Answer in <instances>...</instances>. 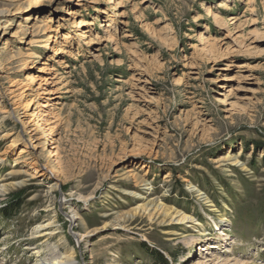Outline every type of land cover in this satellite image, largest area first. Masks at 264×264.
Segmentation results:
<instances>
[{
  "label": "rangeland",
  "instance_id": "rangeland-1",
  "mask_svg": "<svg viewBox=\"0 0 264 264\" xmlns=\"http://www.w3.org/2000/svg\"><path fill=\"white\" fill-rule=\"evenodd\" d=\"M51 250L264 264V0H0V264Z\"/></svg>",
  "mask_w": 264,
  "mask_h": 264
},
{
  "label": "bare ground",
  "instance_id": "bare-ground-1",
  "mask_svg": "<svg viewBox=\"0 0 264 264\" xmlns=\"http://www.w3.org/2000/svg\"><path fill=\"white\" fill-rule=\"evenodd\" d=\"M226 5V2H221L220 3V6H225ZM219 19V18H218ZM216 19V20H218ZM79 26H83L85 25V22L84 21H79L78 24ZM103 25V24H102ZM107 25V24H105ZM83 34V33H82ZM51 37V36H50ZM49 37V38H50ZM65 38H67V36H64ZM48 43V42H47ZM48 48H50V44L48 43L47 44ZM54 53L55 54H60V53H67V50H65V48H62V47H58L54 50ZM45 64V63H44ZM43 65H40L38 66L39 68L36 70L37 72H41V71H45V67H42ZM43 76H40V74L36 75V76H31L30 80H31V83L35 80V79H40L42 78ZM48 80H50V78H47L45 77L44 79H42L41 82H39L38 86L36 87V91L40 90V89H44V93H48L50 95H53L55 93V91L51 90L49 87L45 86V85H50L48 83H51L52 82H48ZM13 87L10 88V92L14 94V96L17 98L16 100H18V102L15 103L14 106H11L10 108L7 109V116H10V115H15V117L19 120V123H21L22 125V131H23V134H25V136H27V144H29V146H31L33 149H36L40 146V143L37 141L38 138H34L35 134H36V128H31L30 127V121L27 120L28 116L30 115L28 113L29 109H31V101H29V99H27V93H26V90L27 89H32L30 88V86L26 87V89L21 86V83L19 82H13L12 83ZM33 87V86H32ZM14 88V89H13ZM24 88V89H23ZM23 89V90H21ZM50 89V90H49ZM18 90H21L20 92H18ZM42 93V92H41ZM14 98V97H13ZM57 96H53V97H48V99H51V100H54L56 99ZM15 100V99H14ZM31 100H35V97H33ZM58 101V100H57ZM58 103V102H57ZM49 105L48 103H43L42 106H47ZM24 109L25 111H23L22 113L19 112L20 109ZM33 116L37 115V114H32ZM36 117V116H35ZM35 131V132H34ZM17 139H14L12 144L11 145H15L17 143ZM54 142V140L51 139V143ZM25 148V147H23ZM25 149H22L21 150V153H24ZM56 157V153L54 152V150H51V153L50 155L48 156L49 159H52ZM47 171L48 169L46 168V166H43ZM50 172L53 174V176H56L55 175V172L56 170L54 169H51ZM64 198V197H63ZM66 201V199L64 200ZM60 202H62L60 200ZM163 211H166V209ZM166 214L167 215H174L173 212H167L166 211ZM177 217V216H181L180 219L182 220V223L184 222H188L190 221V216L186 215V214H179V215H174V217ZM67 217L69 219V221L72 223V225H77L76 224V221L77 219L79 218V215H77V212H72L71 214H67ZM173 219V218H172ZM201 224L200 221H198V225ZM42 226H38V229L39 230ZM43 229V228H41ZM71 233L73 234L75 240L77 243L83 241L85 239V234L79 232V231H75L74 228L71 227ZM49 232L48 231H44L43 233H41L40 235H45V234H48ZM223 239V238H222ZM207 243H204L201 247V249L204 251V250H207V249H212L215 247L214 244H211V245H208L206 246ZM49 256H45V257H42V258H39L37 263L36 264H78L71 256L69 255H63V254H58L56 252V250H51L50 253H48ZM215 258H207L206 257V260H211L213 261Z\"/></svg>",
  "mask_w": 264,
  "mask_h": 264
},
{
  "label": "water",
  "instance_id": "water-1",
  "mask_svg": "<svg viewBox=\"0 0 264 264\" xmlns=\"http://www.w3.org/2000/svg\"><path fill=\"white\" fill-rule=\"evenodd\" d=\"M60 204H61V202H60ZM71 235L73 236V234L71 233Z\"/></svg>",
  "mask_w": 264,
  "mask_h": 264
},
{
  "label": "trees",
  "instance_id": "trees-1",
  "mask_svg": "<svg viewBox=\"0 0 264 264\" xmlns=\"http://www.w3.org/2000/svg\"><path fill=\"white\" fill-rule=\"evenodd\" d=\"M152 253H154V252H152ZM156 253V252H155Z\"/></svg>",
  "mask_w": 264,
  "mask_h": 264
}]
</instances>
